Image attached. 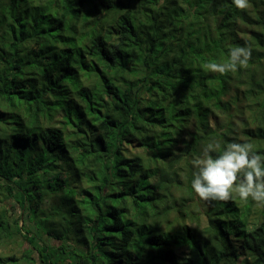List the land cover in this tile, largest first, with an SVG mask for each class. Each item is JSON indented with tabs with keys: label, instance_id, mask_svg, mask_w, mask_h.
Instances as JSON below:
<instances>
[{
	"label": "trees",
	"instance_id": "obj_1",
	"mask_svg": "<svg viewBox=\"0 0 264 264\" xmlns=\"http://www.w3.org/2000/svg\"><path fill=\"white\" fill-rule=\"evenodd\" d=\"M249 4L0 0V246L28 245L0 264H264V207L191 188L209 143L264 155ZM234 46L246 67H206Z\"/></svg>",
	"mask_w": 264,
	"mask_h": 264
},
{
	"label": "clouds",
	"instance_id": "obj_2",
	"mask_svg": "<svg viewBox=\"0 0 264 264\" xmlns=\"http://www.w3.org/2000/svg\"><path fill=\"white\" fill-rule=\"evenodd\" d=\"M232 3L241 11L250 7L249 0H232ZM251 58L250 47L234 46L226 62H209L206 67L225 75L246 67ZM192 164L195 171L191 188L200 200L227 202L236 193L240 199H250L264 207V155L258 154L252 143L230 142L226 147L209 143Z\"/></svg>",
	"mask_w": 264,
	"mask_h": 264
},
{
	"label": "rangeland",
	"instance_id": "obj_3",
	"mask_svg": "<svg viewBox=\"0 0 264 264\" xmlns=\"http://www.w3.org/2000/svg\"><path fill=\"white\" fill-rule=\"evenodd\" d=\"M199 208L205 209L206 207L204 206V208H202V207H199ZM199 217H200L201 226H202L204 217L201 214H199ZM190 221H192V220L191 219H187L188 225L190 227H192V228L195 227V224L190 222ZM27 225H28V228L31 229V231H33V228H32V226H30L31 224L29 222H27ZM27 248H28V245L26 244V242H23V244H21V246H19L18 244H12V245H9V246L1 245L0 246V251L5 252L6 254L14 253L16 255H19V254H21V252H23Z\"/></svg>",
	"mask_w": 264,
	"mask_h": 264
}]
</instances>
